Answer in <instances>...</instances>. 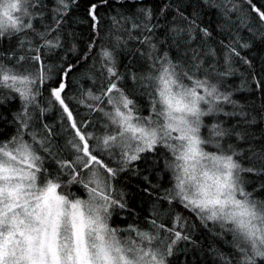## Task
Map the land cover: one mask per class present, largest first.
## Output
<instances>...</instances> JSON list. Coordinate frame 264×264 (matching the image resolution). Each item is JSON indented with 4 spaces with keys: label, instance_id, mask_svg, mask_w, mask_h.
Here are the masks:
<instances>
[{
    "label": "snow or ice",
    "instance_id": "6c2138e0",
    "mask_svg": "<svg viewBox=\"0 0 264 264\" xmlns=\"http://www.w3.org/2000/svg\"><path fill=\"white\" fill-rule=\"evenodd\" d=\"M257 48L264 0H0V264H264Z\"/></svg>",
    "mask_w": 264,
    "mask_h": 264
},
{
    "label": "trees",
    "instance_id": "16d2710c",
    "mask_svg": "<svg viewBox=\"0 0 264 264\" xmlns=\"http://www.w3.org/2000/svg\"><path fill=\"white\" fill-rule=\"evenodd\" d=\"M77 31L81 32L83 38L86 40L87 34H88L87 26H82V27L78 28ZM78 44L80 45V47H83L82 41H78ZM262 54H264V53H262L259 48L254 49L253 52L249 53L250 56L255 58L257 64L259 63V59H260V56ZM245 71L246 70L243 66H238V70H237L235 76H230V77H228V79L234 81L237 85H239L241 82V73H244ZM73 90H74V86L70 84L69 95L72 94ZM244 94H247V93H241V95H244ZM249 102L252 103L251 100ZM260 103H261V101L259 100V98H256L254 101L253 107L256 110H258ZM13 104L18 106L19 101L18 100L14 101ZM255 131L257 134H259V131H260L259 127L256 128ZM240 146L245 147V148L247 147V145L243 144V143H241ZM134 187H135V181H133L132 185H130V188H134ZM75 190L76 189H73V191H75ZM130 195H131L132 199L136 201L137 209L140 210V206L142 204L141 199L135 195L134 191H131ZM147 207H148V204L143 203V208L147 209ZM184 214L186 216L188 215V213H186V212ZM192 219H193V217L189 216V222H192ZM121 226H123V225H121ZM193 239L198 240V242L201 246L197 249L189 250L188 256L190 259L195 257V258L201 260L202 264H212V260L214 258V253L211 251V246L213 245V243H215V245L217 247H224L222 240L214 237L211 233L208 232L207 229L203 228L202 226L197 228L196 231L193 233Z\"/></svg>",
    "mask_w": 264,
    "mask_h": 264
},
{
    "label": "rangeland",
    "instance_id": "374dc122",
    "mask_svg": "<svg viewBox=\"0 0 264 264\" xmlns=\"http://www.w3.org/2000/svg\"><path fill=\"white\" fill-rule=\"evenodd\" d=\"M244 95L246 96L247 94ZM48 121L50 123H58L57 112L55 109L52 112L48 113Z\"/></svg>",
    "mask_w": 264,
    "mask_h": 264
}]
</instances>
